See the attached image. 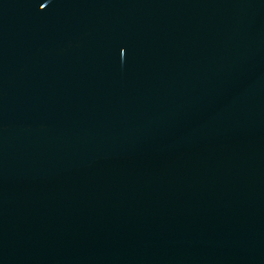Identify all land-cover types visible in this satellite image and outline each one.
<instances>
[{"label": "water", "instance_id": "obj_1", "mask_svg": "<svg viewBox=\"0 0 264 264\" xmlns=\"http://www.w3.org/2000/svg\"><path fill=\"white\" fill-rule=\"evenodd\" d=\"M0 264H264V0H0Z\"/></svg>", "mask_w": 264, "mask_h": 264}]
</instances>
